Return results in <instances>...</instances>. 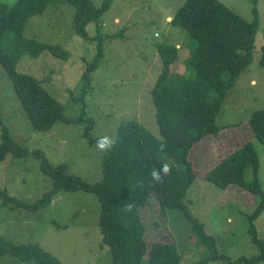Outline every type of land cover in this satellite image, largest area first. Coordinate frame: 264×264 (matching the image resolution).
Wrapping results in <instances>:
<instances>
[{"label":"rangeland","instance_id":"rangeland-1","mask_svg":"<svg viewBox=\"0 0 264 264\" xmlns=\"http://www.w3.org/2000/svg\"><path fill=\"white\" fill-rule=\"evenodd\" d=\"M17 0H0L14 4ZM246 21L253 20L250 0H219ZM101 6L103 0H92ZM185 0H115L103 15L102 36L104 56L92 73V89L85 98V116L81 124L57 122L48 132L36 131L0 65V113L13 136L30 152L42 150L61 172L84 178L90 183L102 177V157L105 152L84 137L85 125L93 118L91 135L95 139L109 136L115 139L120 124L135 120L161 140L151 90L161 73L158 44L180 46L178 62L173 70L184 72L191 54L189 33L170 23ZM259 28L256 35L254 59L228 92L217 118L222 133L208 136L196 144L190 159L197 177L188 190L185 202L191 213L201 221L208 234L217 240L221 254L233 261L244 256L260 254L248 234L247 215L259 205L261 195H255L230 185L226 189L208 182L204 175L223 157L246 141H252L261 161L259 177L264 194V143L259 142L250 127V117L264 107V67L260 64L264 44V0H258ZM75 8L66 0H51L45 10L33 16L25 36L39 42L60 45L67 50L68 60L55 57L50 51L38 58L24 56L17 69L43 82V86L64 106V114L76 118L83 112L81 96L82 75L87 63L97 52L98 39L86 41L73 27ZM97 37L94 23L87 26ZM121 34H120V33ZM113 35H121L110 38ZM1 143V131H0ZM224 146V147H223ZM0 187L27 203H34L52 188V181L41 171L40 160L30 155H12L0 162ZM146 226V240L176 243L182 255L180 264H200L207 255L199 245L191 224L182 212L167 209L161 212L153 195L141 209ZM101 206L98 197L89 192L62 191L50 206L39 211L12 209L0 199V237L16 244H39L57 257L62 264H113L110 247L103 245L99 227ZM259 236L264 238V212L256 220ZM0 264L25 263L6 255ZM209 264H223L211 262ZM264 264V263H260Z\"/></svg>","mask_w":264,"mask_h":264},{"label":"trees","instance_id":"trees-1","mask_svg":"<svg viewBox=\"0 0 264 264\" xmlns=\"http://www.w3.org/2000/svg\"><path fill=\"white\" fill-rule=\"evenodd\" d=\"M66 1L75 8L73 27L76 34L86 41L98 39L96 55L87 63L82 75L81 96L74 99L82 102L83 109L76 118L64 114L63 104L43 86L41 80L17 69L24 56L38 58L45 51L63 60L69 58L70 53L60 45L45 44L25 36L29 20L41 14L51 0H17L12 5L0 2V65L5 69L33 128L40 132L52 130L60 121L83 123L85 98L92 89V73L99 67L105 51L103 15L115 0H103L101 6L94 5L92 0ZM250 2L253 5V20L250 22L219 0H185L178 8L170 23L189 33L193 48L186 60L187 69L177 72L173 68L179 60L180 46L157 45L162 67L151 95L162 139L154 137L138 121L122 122L113 147L103 154L102 177L95 183L61 172L40 149L30 152L13 136L0 113V162L9 155L15 158L32 155L40 160L41 171L52 181L50 191L34 203L11 196L0 187L3 206L39 211L50 206L54 196L62 191L93 193L101 206L99 227L102 243L110 247L113 264H180L182 255L176 243L155 242L149 245L146 240L141 209L155 195L162 213L167 209L178 210L191 224L198 244L207 249V255L200 264L264 263V238L259 236L255 224L264 212V194L259 177L261 161L252 141L232 150L204 177L222 189L237 185L249 193L261 195L259 205L247 215L248 234L260 254L250 258L242 256L235 261L221 254L216 238L206 232L204 224L191 213L185 202L197 177L190 159L191 151L208 136L218 137L226 128L217 124V118L228 92L254 59L259 28L258 0ZM91 23L96 25L97 37L91 36L87 30ZM260 64L264 67V44ZM89 121L85 125L84 137L94 144L98 140L91 135L94 120L91 118ZM250 127L254 137L264 143V107L252 113ZM165 165L168 171L161 173V182L154 181L151 172L160 171ZM6 255L25 263L62 264L39 244H16L0 237V259Z\"/></svg>","mask_w":264,"mask_h":264},{"label":"clouds","instance_id":"clouds-1","mask_svg":"<svg viewBox=\"0 0 264 264\" xmlns=\"http://www.w3.org/2000/svg\"><path fill=\"white\" fill-rule=\"evenodd\" d=\"M114 142L115 141L112 137L103 136L96 141V146L102 152H106L113 147ZM167 171H168V167L166 165L163 166L160 171L153 170L151 172L152 179L156 182H161V180H162L161 173L162 172L166 173Z\"/></svg>","mask_w":264,"mask_h":264}]
</instances>
